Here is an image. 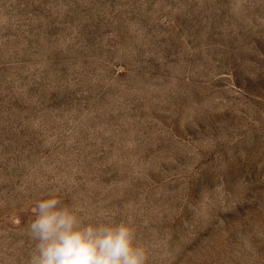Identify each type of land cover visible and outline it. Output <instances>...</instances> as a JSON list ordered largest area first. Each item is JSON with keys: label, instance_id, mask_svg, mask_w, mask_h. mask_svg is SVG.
<instances>
[{"label": "rangeland", "instance_id": "obj_1", "mask_svg": "<svg viewBox=\"0 0 264 264\" xmlns=\"http://www.w3.org/2000/svg\"><path fill=\"white\" fill-rule=\"evenodd\" d=\"M52 190L148 264H264V0H0V264Z\"/></svg>", "mask_w": 264, "mask_h": 264}, {"label": "clouds", "instance_id": "obj_2", "mask_svg": "<svg viewBox=\"0 0 264 264\" xmlns=\"http://www.w3.org/2000/svg\"><path fill=\"white\" fill-rule=\"evenodd\" d=\"M28 234L34 242L28 264H148V249L131 219L86 217L56 190L37 201Z\"/></svg>", "mask_w": 264, "mask_h": 264}]
</instances>
